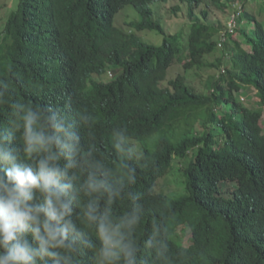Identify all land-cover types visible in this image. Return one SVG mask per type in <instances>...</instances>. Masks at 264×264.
Wrapping results in <instances>:
<instances>
[{
  "label": "trees",
  "instance_id": "16d2710c",
  "mask_svg": "<svg viewBox=\"0 0 264 264\" xmlns=\"http://www.w3.org/2000/svg\"><path fill=\"white\" fill-rule=\"evenodd\" d=\"M168 1L13 0L0 19L3 147L36 168L43 154L26 157L16 127L29 109L73 134L58 161L73 186L72 264H125L103 254L90 201L105 222H123L133 264H264V0L231 2L238 37L226 25L224 43L196 12L203 0H180L173 11L187 21L169 34L152 7ZM127 6L141 19L119 29ZM145 30L163 42H146ZM209 69L217 76L196 87ZM245 87L257 107L238 98ZM89 175L107 190L88 189Z\"/></svg>",
  "mask_w": 264,
  "mask_h": 264
},
{
  "label": "clouds",
  "instance_id": "9594fccd",
  "mask_svg": "<svg viewBox=\"0 0 264 264\" xmlns=\"http://www.w3.org/2000/svg\"><path fill=\"white\" fill-rule=\"evenodd\" d=\"M22 121L16 127L23 128L25 156L43 155L36 168L19 164L13 150L3 147L6 138L0 136V264H39L44 258L52 264H72L67 253L72 248L70 234L75 230L73 198L68 195L73 186L63 182L67 171L58 161L65 149H71L73 134L55 116L47 118L50 127L41 124L31 109ZM85 183L93 192L108 188L93 175ZM84 215L97 226L103 254L115 259L123 255L125 264H133L123 222H105L94 201L89 202Z\"/></svg>",
  "mask_w": 264,
  "mask_h": 264
},
{
  "label": "rangeland",
  "instance_id": "374dc122",
  "mask_svg": "<svg viewBox=\"0 0 264 264\" xmlns=\"http://www.w3.org/2000/svg\"><path fill=\"white\" fill-rule=\"evenodd\" d=\"M204 3L202 6L200 7H196V12L199 13V15L204 14L205 17L210 21L211 25H214L217 29L221 30V33L218 34V36H216V39H220L219 43H224L226 41V38H222L221 39V34L223 33V29L226 27V25L228 26V32L227 34H232L233 31H230L231 28H236V23L234 22L233 19H230L228 17H230V15L232 16V14L235 11H233V5H230L231 2H235V0H219V2H213L211 0H203ZM260 1V0H259ZM227 2V3H226ZM248 2L253 3L256 7L257 4V0L253 1V0H248ZM222 3H226V5H230L231 8H227V9H223ZM181 2L180 0H169L168 2H162V3H158V4H154L152 5V7L154 9H156V16L155 19H160V22L167 28V31L169 32V34H173L176 33L178 31V29L184 25L187 21V12L185 13H175L173 11V8L177 5H180ZM13 5V0H0V19H6V15L8 12V9ZM182 7H184L186 9L187 4L186 3H182ZM205 11H207V15L205 14ZM233 11V12H232ZM178 18V24L177 23V18ZM141 19V16L138 14V12L135 10V8L133 6H127L123 11H121L116 17H115V26L119 29H123L124 26L126 27L128 24H130V22L132 21H139ZM1 23V22H0ZM127 29V27H126ZM146 42L151 43V44H156V45H160L163 42V36L158 35L156 32H151V31H142L140 33H138ZM233 37L237 38L238 37V33L237 31L233 33ZM225 45V44H224ZM223 45V46H224ZM221 53H215L213 55L210 56V61L211 63H216L217 60L220 58ZM227 58H229V55L227 56ZM218 70L220 72L222 71H227V66L226 65H220L218 67ZM218 70L215 69H209L208 73L206 75L203 74L202 78H199L197 80H195V86L197 87V84L199 83V85L201 84L200 82H205L207 77L212 76L213 73L218 74ZM173 73H177L176 71H173ZM171 77V75L169 76V78ZM108 78V77H106ZM205 83H202L201 86L204 87ZM254 91L251 88L245 87L242 89V91L239 92L238 94V98L241 99L243 102L245 103H252L253 106H258V101L259 99L256 98V95L253 93ZM64 123V120H62ZM139 147V146H137ZM183 163H178V161L176 160L173 163V168L172 170H176L179 172L180 170H183ZM178 168V169H177ZM186 232H191L190 229H187Z\"/></svg>",
  "mask_w": 264,
  "mask_h": 264
}]
</instances>
